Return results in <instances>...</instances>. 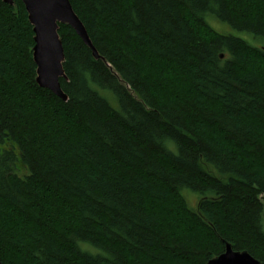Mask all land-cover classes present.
I'll return each mask as SVG.
<instances>
[{
  "label": "trees",
  "instance_id": "obj_1",
  "mask_svg": "<svg viewBox=\"0 0 264 264\" xmlns=\"http://www.w3.org/2000/svg\"><path fill=\"white\" fill-rule=\"evenodd\" d=\"M70 1L63 100L0 0L2 263L264 264V0Z\"/></svg>",
  "mask_w": 264,
  "mask_h": 264
},
{
  "label": "water",
  "instance_id": "obj_2",
  "mask_svg": "<svg viewBox=\"0 0 264 264\" xmlns=\"http://www.w3.org/2000/svg\"><path fill=\"white\" fill-rule=\"evenodd\" d=\"M14 4L15 0H4ZM28 18L33 26V58L37 65V83L67 100L61 86V78H67L64 69L65 52L59 29L60 24L70 25L96 58L100 54L94 46L88 31L75 12L70 0H22ZM221 58L225 54H221ZM0 264H3L0 258ZM207 264H262L248 251L235 250L231 243L225 242V250L208 261Z\"/></svg>",
  "mask_w": 264,
  "mask_h": 264
},
{
  "label": "rangeland",
  "instance_id": "obj_3",
  "mask_svg": "<svg viewBox=\"0 0 264 264\" xmlns=\"http://www.w3.org/2000/svg\"><path fill=\"white\" fill-rule=\"evenodd\" d=\"M184 195L189 203V205L191 207H196L197 206V203H198V197L191 191L189 190H186L184 192ZM262 223H263V226H264V214H263V217H262Z\"/></svg>",
  "mask_w": 264,
  "mask_h": 264
}]
</instances>
